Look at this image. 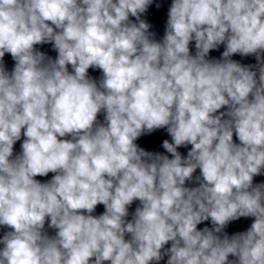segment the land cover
<instances>
[{"label":"clouds","instance_id":"clouds-1","mask_svg":"<svg viewBox=\"0 0 264 264\" xmlns=\"http://www.w3.org/2000/svg\"><path fill=\"white\" fill-rule=\"evenodd\" d=\"M151 3L0 0V225L13 229L0 264H264V182L253 186L264 169V0H173L162 42L140 19ZM52 42L55 60L34 48ZM221 44L222 59H206ZM237 53L256 56L258 80ZM161 128L171 159L135 143ZM198 168L199 186L185 187ZM47 217L54 238L42 234ZM241 217L255 218L247 231L217 235ZM209 218L214 228L198 230Z\"/></svg>","mask_w":264,"mask_h":264}]
</instances>
